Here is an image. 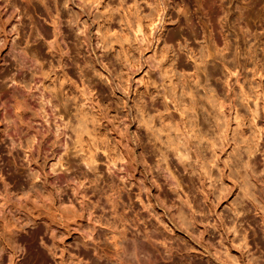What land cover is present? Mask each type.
I'll use <instances>...</instances> for the list:
<instances>
[{
	"label": "rangeland",
	"instance_id": "rangeland-1",
	"mask_svg": "<svg viewBox=\"0 0 264 264\" xmlns=\"http://www.w3.org/2000/svg\"><path fill=\"white\" fill-rule=\"evenodd\" d=\"M0 264H264V0H0Z\"/></svg>",
	"mask_w": 264,
	"mask_h": 264
}]
</instances>
